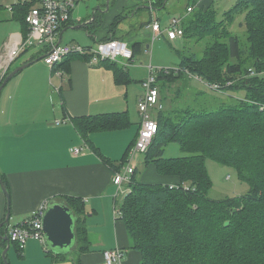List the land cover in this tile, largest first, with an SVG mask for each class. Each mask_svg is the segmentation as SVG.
Instances as JSON below:
<instances>
[{"label":"crops","instance_id":"1","mask_svg":"<svg viewBox=\"0 0 264 264\" xmlns=\"http://www.w3.org/2000/svg\"><path fill=\"white\" fill-rule=\"evenodd\" d=\"M81 1L77 0L70 22L60 29L58 40L61 38V45L95 47L108 39L126 41L134 50L130 63L126 67L121 64L127 71L129 80L117 81L114 69L103 64L93 65L89 62L88 55H79L67 59L66 70L59 69L64 74H59L58 69L52 71L49 66L52 78L58 77V93H55L51 92L52 86L48 83L49 73L41 72L33 66L44 57L46 47L42 44L27 48L43 46L41 51L29 52L26 49L13 62L11 71L21 65L31 64L14 74L0 93V175L10 196L8 200L0 186V224L6 218L8 206L11 214L9 225L0 227V235L3 237L8 234L10 225L30 217L43 205L64 202L63 197L72 196L79 198L84 204L81 219L85 220L88 241L80 248L76 240L71 249L64 251L53 249L45 240L30 239L22 250L11 243L7 253L10 264H101L103 251L117 247L126 250L122 264H141L142 253L132 246L126 223L115 212L122 205L118 203L120 194L117 195L113 177L126 163L127 160L124 163L122 160L129 157V148L140 129L138 102L145 92L144 80L149 73L148 65L163 64L161 61L155 63V49L160 51L161 41L164 40L172 43L180 40L183 45L187 43L186 37L171 40L166 32L154 38L156 33L151 24L158 19L161 27L165 28L170 21L168 18L172 16L188 17L189 6L207 9L215 8L218 3V0H110L107 10V0L92 3L84 1L83 8L78 9ZM28 4L32 6V2ZM153 6L157 8L152 9ZM166 8V12H172V15L164 19L160 14ZM78 10L79 14L76 13ZM13 13V10H9V14L3 16L0 12V22L20 21L8 26V32L0 38V54L7 46L25 36L24 25L21 20L12 18ZM149 38L152 43L148 42ZM145 42L148 44L146 54L143 55H146L145 61L137 64L135 58L143 53ZM196 45L192 41L188 42L185 47H190L192 52L187 51L188 54L185 55L199 53ZM174 51L180 57L174 66H181L185 51ZM189 78L186 75L176 78L162 76L158 80L173 89L178 84V87L182 85L190 90L194 87L190 86L193 80ZM157 88L160 100L162 90L158 86ZM175 90L168 111L178 109L177 94L182 92L176 88ZM197 91L198 96L204 95L203 91ZM222 94L235 97L232 96L235 95L233 91ZM203 101L215 103L217 99L209 96ZM164 108L166 105L162 109ZM159 111L153 112L156 119ZM106 113H125L129 121L128 127L94 131L84 137L73 121L75 117ZM76 147L79 148L78 152L73 149ZM133 163L136 172L132 176V182L135 177L144 183H181L180 176L160 174L154 163L146 164L144 154L135 156ZM151 173L154 175H150ZM125 187L129 188L130 184H125ZM92 232L94 238L91 236ZM76 252H79L78 255Z\"/></svg>","mask_w":264,"mask_h":264},{"label":"trees","instance_id":"2","mask_svg":"<svg viewBox=\"0 0 264 264\" xmlns=\"http://www.w3.org/2000/svg\"><path fill=\"white\" fill-rule=\"evenodd\" d=\"M12 7V18L21 20L26 34L30 4L18 3ZM243 12H246L247 42H242L228 27L221 37L217 36V25L210 24V14L199 12L193 21L199 28L198 34L195 28L186 27L188 17L184 16L187 43L202 40L205 43L201 56L196 52L187 56L182 53L181 66L197 74L209 89L212 88L206 82L220 83L223 92L242 90L245 97H237L234 103L212 111L193 107L167 113L163 109L159 111L158 131L144 154L145 163H154L160 174L180 176L181 183H144L133 177L131 191L121 206V217L132 246L142 253L141 264H264V79L257 77L264 71V0H238L224 14L234 21ZM200 21L202 24H198ZM213 33L215 40L209 44L207 35ZM74 56L79 54L68 56L54 65L52 71L66 70V62ZM100 64L114 69L117 81L129 80L127 71L118 62L105 60ZM177 74L171 71L158 78L187 76L183 72ZM5 77L0 80V86ZM229 82L232 84L227 86ZM73 121L84 137L94 131L129 125L125 113L75 117ZM171 141L178 142L187 155L166 157V146ZM208 159L233 166L239 178L249 183L250 190L239 197L210 198ZM62 199L77 215L75 231L81 248L88 241L85 220L81 219L84 204L72 196ZM6 246L7 241L0 235V264H4L1 252Z\"/></svg>","mask_w":264,"mask_h":264},{"label":"built area","instance_id":"3","mask_svg":"<svg viewBox=\"0 0 264 264\" xmlns=\"http://www.w3.org/2000/svg\"><path fill=\"white\" fill-rule=\"evenodd\" d=\"M32 2L26 16L27 32L21 40L15 44L6 47V51L0 56V80L9 72L13 62L28 47L34 44L46 43V52L44 62L53 68L54 65L60 64L72 54L89 55V62L93 65L100 64L105 60L115 61L126 67L133 59L134 51L128 46L126 41L119 39H108L99 42L95 47H83L73 44L57 45L60 29L70 22L73 9L77 0H16V3ZM13 10V7H9ZM193 6L187 8L188 12L193 10ZM183 15L172 16L169 24L162 28L159 20H154L151 24L153 31L156 33L154 38L159 34L166 32L169 39L174 40L184 36ZM175 74L183 72L188 77L203 81L197 74L192 73L188 68L182 66L155 68L149 65V76L144 80L145 92L140 97L138 106L141 116V125L135 141V144L129 151V157L122 168L116 172L113 182L117 185V195L126 192L131 188L125 187V184L132 183V176L135 172L133 158L138 154H145L153 138L158 131V121L153 115V109L161 110L163 108L159 100V90L156 81L160 75ZM59 74H64L63 70H58ZM253 73V72H252ZM210 88L224 91V86L220 83H207ZM232 84V82L227 83ZM58 89H56L57 91ZM75 152L79 148H73ZM47 205H43L36 210L30 217L23 221L10 225L8 235L11 243L17 244L22 250L30 239L39 241L45 240L43 230L42 216ZM121 216V209L115 211ZM126 256V250L120 247L107 249L103 251V260L101 264H122Z\"/></svg>","mask_w":264,"mask_h":264},{"label":"rangeland","instance_id":"4","mask_svg":"<svg viewBox=\"0 0 264 264\" xmlns=\"http://www.w3.org/2000/svg\"><path fill=\"white\" fill-rule=\"evenodd\" d=\"M84 1L85 2L90 1V3H92L93 1L100 2V0H82L81 3L79 4L78 9L83 8ZM103 1H105V0H101V2H103ZM14 4H16V0H0V5L2 6L1 15H3V16L8 15L9 14L8 8L13 6ZM235 4H236V0H218V3L216 4V7H215L217 11H214L211 8H208V9L196 8L195 11H193L192 13H190L188 15V19L186 21V27L188 29L195 28V31L198 34L199 28H197V23L195 24L193 21L198 17L199 12H202L204 14L207 13V14H210L209 15L211 18L210 24L217 25L216 29L219 32V33H217V36L220 35V37H221L224 28L228 27L229 31H231L233 34H237L240 36V39L242 42H247L248 41V34H247V30H246L247 23L245 21V15H246L245 13L246 12L239 13L236 16L234 21H232L228 15L224 14L225 11L227 12ZM167 9L168 8L162 10V13L160 14V16L163 15L164 19H166L167 17L172 15V12H166ZM79 12H80V10H78L76 13L79 14ZM168 19H171V18H168ZM230 21L232 23H230ZM15 22H20V21L11 20V21H6V22H4V21L0 22V38H3V36L8 32V26L13 25ZM198 24H202V22L200 21ZM11 31H12V29H11ZM143 31H146V29H144ZM187 34H190V32H188V30H187ZM199 34H201V33H199ZM215 36H216V33H213L211 35H207L209 44L214 42ZM151 38H149V41H148L149 43H152ZM221 41L224 42L223 37L221 38ZM226 41L227 40H225V42ZM161 43L165 46V48L161 44L160 48H159L160 51H157V48L155 49V53H156L155 54V58H156L155 63H157V61H161L163 64L156 65L153 63V66L155 68L170 67V65L174 66L176 63H178L180 60V57L176 56L174 49H179L181 51L184 50L185 51L184 54H188L187 51L192 52V49L190 48L191 45H190V47H188V46L185 47L186 45L185 44L183 45V41L180 42V40H177L176 42H173V43L168 41V40H164V41H161ZM204 43H205V40H202L199 43H195L192 41V44H197L196 46H198L200 56L203 54ZM42 45L46 47V43H44ZM147 45H148L147 42H145L143 44V46H144L143 47V53L138 54L136 56L135 62L137 64H140L141 62L145 61L144 58L146 55L145 56H143V55L146 54L145 49H146ZM43 46H34V47L29 48L27 50H29V52L41 51ZM153 47H154V45H153ZM5 51H6V48L2 53H4ZM152 51H153V49H152ZM43 52H44V49H43ZM1 54H0V56H1ZM150 54L151 53H149L147 56H149ZM21 59H22V57L20 58V60ZM149 61H150V56H149L148 62ZM33 66H34V68H36L37 70H40L41 72H45V73L47 72V74L49 73V65H47L43 61V59L36 61ZM148 76H149V73H148ZM148 76H147V78H148ZM257 77H259L260 79H262V78L264 79V71L259 72L257 74ZM189 79L193 80V82L191 83L190 86L194 87L197 90L203 91L204 95L198 96L197 90H195L194 88H191L190 90H188L186 88V86H182V85H179V87H181V89H178L179 87L177 84L175 88L179 92H182L181 94H177V95H179V97H177V102H178L177 107L179 110L182 108H185L187 106H191V107L196 108V109H206V110L212 111V110L219 109V107H221L222 105L234 103L235 99L237 97H245V93L242 90L239 92H236L235 95L232 94V96H235V97H230V96L224 95L222 93H219L217 91H214L212 89H209L208 87H206V85H204L201 81H199L197 79H194V78H189ZM57 80H58L57 76H53V78H52V76L49 73L48 83L51 84V86H52L51 92L58 93L56 91V86H57L56 81ZM156 86H158L162 90V96L160 99V104H162L163 107L166 105V108H164L163 111L167 113L168 112L167 108L170 106L171 98L175 95L176 90H175V88L173 89V87L168 86L167 83L162 84L160 82V80H158V82H156ZM209 96L215 97L217 99V101L215 103H210L209 101H203L204 98H207ZM53 97L56 98L57 96L53 95ZM155 111L158 112L159 110L153 109V112H155ZM153 115H155V114H153ZM165 153H166V157H168V158L187 155L185 152H183L181 150L180 145L176 141H171L168 143V145L166 146V152ZM142 169H144V168L142 167ZM207 170H208V173L210 175L211 182H212V185L208 190V196L212 199L224 200L227 198L239 197V196L247 193L251 188L249 183H247V182H245L239 178L236 169L233 166H230L226 163L218 162V161H215L212 159H208L207 160ZM150 175H154V174L151 173ZM128 193H129V190H127L126 192L121 193L119 195L118 203L120 205H122L123 200L125 199V197ZM119 204H118V206H119ZM91 236L94 238L93 232L91 233ZM78 253L79 252H76V255H78Z\"/></svg>","mask_w":264,"mask_h":264},{"label":"water","instance_id":"5","mask_svg":"<svg viewBox=\"0 0 264 264\" xmlns=\"http://www.w3.org/2000/svg\"><path fill=\"white\" fill-rule=\"evenodd\" d=\"M145 6L150 7L149 5H145ZM109 7H110V0H107L106 9L108 10ZM156 8L157 7L154 6L152 7V9H156ZM99 10L102 11V8L99 7ZM94 18L95 17H93V19ZM60 43H61V38H59L57 45H59ZM30 64L31 62L21 65L15 68L14 70H12L11 72H9L0 86V93L3 87L5 86V84L14 74H16L18 71L24 69ZM0 186L9 200L10 199L9 192L5 183L1 178V175H0ZM10 215H11L10 206H8L6 218L3 222H1L0 227L3 225L6 226L9 225ZM76 220H77L76 213L65 202H51L50 204H48L42 216L45 241L55 250L64 251L71 249V247L75 244L77 240L76 231H75ZM226 224H228V222H226ZM3 238L7 241V246L2 250L1 256L4 264H10L7 257L8 250L10 249L11 246L9 235L6 233L3 235Z\"/></svg>","mask_w":264,"mask_h":264},{"label":"bare ground","instance_id":"6","mask_svg":"<svg viewBox=\"0 0 264 264\" xmlns=\"http://www.w3.org/2000/svg\"><path fill=\"white\" fill-rule=\"evenodd\" d=\"M45 47V46H44Z\"/></svg>","mask_w":264,"mask_h":264}]
</instances>
